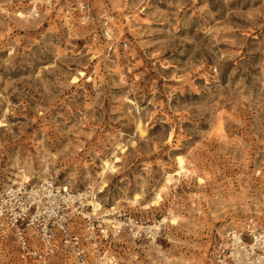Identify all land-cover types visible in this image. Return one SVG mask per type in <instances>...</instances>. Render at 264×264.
I'll use <instances>...</instances> for the list:
<instances>
[{
    "label": "rangeland",
    "instance_id": "1",
    "mask_svg": "<svg viewBox=\"0 0 264 264\" xmlns=\"http://www.w3.org/2000/svg\"><path fill=\"white\" fill-rule=\"evenodd\" d=\"M84 1L113 36L0 0V191L25 176L103 190V209L178 218L120 264H211L226 229L264 227V0ZM178 156L187 173L166 185ZM14 262L0 238V264Z\"/></svg>",
    "mask_w": 264,
    "mask_h": 264
},
{
    "label": "built area",
    "instance_id": "2",
    "mask_svg": "<svg viewBox=\"0 0 264 264\" xmlns=\"http://www.w3.org/2000/svg\"><path fill=\"white\" fill-rule=\"evenodd\" d=\"M64 7L67 27L101 22L113 36L108 12L95 13L84 0H43ZM98 192L75 190L53 179L20 180L0 191V238L10 241L15 264H120L128 241H156L160 222L127 208L96 209ZM211 264H264V227L255 218L239 221L215 240Z\"/></svg>",
    "mask_w": 264,
    "mask_h": 264
},
{
    "label": "bare ground",
    "instance_id": "3",
    "mask_svg": "<svg viewBox=\"0 0 264 264\" xmlns=\"http://www.w3.org/2000/svg\"><path fill=\"white\" fill-rule=\"evenodd\" d=\"M38 3H39V1H36V5H35L34 11H33L34 13L36 12L37 4ZM19 17H24V16L21 13V14H19ZM81 75L83 76L84 73H81ZM76 81H77V78H74V82H76ZM1 126H4V124L3 123H0V127ZM118 161H119V158L116 157V162H118ZM177 163L179 165V171L176 172L175 175L168 176L166 185H171L173 183V179H174L173 176H180L182 174H186L187 173V169L185 167L186 164H185V160H184V157L183 156H178L177 157ZM108 171L115 172V166H114V163L109 162V161H105L104 162V171L101 174V177L103 179L102 180L103 181V183H102L103 186L101 187V189L106 187V184H105L104 180H105V177H106V173ZM23 179L26 180V181H30L31 180V178L28 177V176L23 177ZM44 179H46V178H44ZM166 185L162 187V189L160 190V192L156 194L154 200L151 201L150 204L146 205L145 208L149 209L151 207H154V206H158L159 205L160 201L163 200V198L161 196V191H166V189H167ZM102 192H103V190H99L98 193H102ZM140 199H141V195L137 194V195H135V198L133 199L132 202L133 203H137V202H139ZM93 205L95 206L96 209H100V208L103 209V206L98 201L97 202H93ZM168 221H170L174 225H177L178 224V218L175 217L174 215H171L170 220L167 219V218H163L160 221L159 229H162L161 226L162 225H165Z\"/></svg>",
    "mask_w": 264,
    "mask_h": 264
}]
</instances>
